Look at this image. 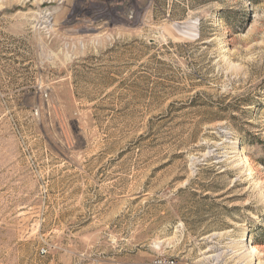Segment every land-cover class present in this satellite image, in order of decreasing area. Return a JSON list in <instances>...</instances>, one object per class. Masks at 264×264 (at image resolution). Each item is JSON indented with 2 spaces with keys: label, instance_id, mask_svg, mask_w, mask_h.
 <instances>
[{
  "label": "rangeland",
  "instance_id": "rangeland-1",
  "mask_svg": "<svg viewBox=\"0 0 264 264\" xmlns=\"http://www.w3.org/2000/svg\"><path fill=\"white\" fill-rule=\"evenodd\" d=\"M263 163L264 0H0V264H264Z\"/></svg>",
  "mask_w": 264,
  "mask_h": 264
},
{
  "label": "bare ground",
  "instance_id": "bare-ground-1",
  "mask_svg": "<svg viewBox=\"0 0 264 264\" xmlns=\"http://www.w3.org/2000/svg\"><path fill=\"white\" fill-rule=\"evenodd\" d=\"M179 32L184 33L185 35H189L192 37L191 33V27H175ZM175 30V29H174ZM249 247L246 249V252L253 251L252 253H255V249L251 247V245H248Z\"/></svg>",
  "mask_w": 264,
  "mask_h": 264
},
{
  "label": "built area",
  "instance_id": "built-area-1",
  "mask_svg": "<svg viewBox=\"0 0 264 264\" xmlns=\"http://www.w3.org/2000/svg\"><path fill=\"white\" fill-rule=\"evenodd\" d=\"M154 264H192L189 262L179 261L177 259H158Z\"/></svg>",
  "mask_w": 264,
  "mask_h": 264
},
{
  "label": "trees",
  "instance_id": "trees-1",
  "mask_svg": "<svg viewBox=\"0 0 264 264\" xmlns=\"http://www.w3.org/2000/svg\"><path fill=\"white\" fill-rule=\"evenodd\" d=\"M264 164V163H263Z\"/></svg>",
  "mask_w": 264,
  "mask_h": 264
}]
</instances>
